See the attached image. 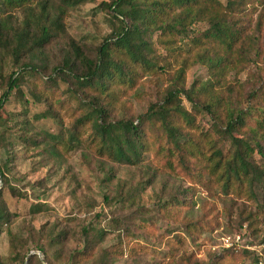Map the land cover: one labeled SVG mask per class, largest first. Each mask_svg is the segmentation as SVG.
Returning <instances> with one entry per match:
<instances>
[{"label":"trees","instance_id":"trees-1","mask_svg":"<svg viewBox=\"0 0 264 264\" xmlns=\"http://www.w3.org/2000/svg\"><path fill=\"white\" fill-rule=\"evenodd\" d=\"M93 1L0 0V127L19 115L23 116L26 134L32 121L49 119L59 126L57 132L48 131L45 136L39 131L23 138L39 150L42 165L82 147L99 157L129 165L142 164L146 154L151 153L158 164L155 171H196L207 175L222 192L235 196L245 193L254 197L257 187L264 214V97L252 91L234 103L231 86L226 82L228 72L242 68L251 51L258 54V40L249 31L254 4L264 5V0L102 1L99 6L119 22L120 28L105 36L92 51L68 32L67 19L72 9ZM260 18L261 14L256 27ZM197 22H206L208 27L194 33L191 27ZM55 41L62 42L63 54L53 72L68 84V90L81 96L78 108H86L67 128L52 105L34 113L30 123L29 103L22 88L25 74H38L40 54ZM5 58L16 67L6 76ZM194 64L206 65L210 78L196 80L189 88L170 86L160 100L149 104L147 111L136 118H112L113 110L146 75L165 73L174 67L173 79L184 85L186 71ZM12 92L21 104L20 111L3 116ZM29 95L36 102L47 100L32 88ZM201 113L212 118L208 130L196 120V114ZM156 128L160 131L156 132ZM5 138L1 131L0 148L5 149L7 159L0 161V180L15 196L18 189L8 182L13 162L11 143ZM113 175L110 170L105 179L110 182ZM129 190L128 199L135 193L131 186ZM117 194L122 197L121 192ZM186 206L184 195H171L159 204L171 215ZM32 210L40 211V206L36 204ZM13 216L0 189V234L6 229L12 260L30 264L35 254L17 248L19 239L9 230ZM258 231L253 229L254 234ZM107 234L103 227L85 228L84 247L75 251L71 260L88 259ZM59 237L60 234L52 237L48 243L49 249L56 248V254L62 242ZM38 250L49 257L47 249ZM243 251L236 264L249 260L251 252ZM109 256L104 253L100 260L106 262ZM0 264L5 263L0 260Z\"/></svg>","mask_w":264,"mask_h":264},{"label":"rangeland","instance_id":"rangeland-1","mask_svg":"<svg viewBox=\"0 0 264 264\" xmlns=\"http://www.w3.org/2000/svg\"><path fill=\"white\" fill-rule=\"evenodd\" d=\"M102 1L107 0L80 4L69 12L67 19L68 32L92 51L105 36L120 28L119 22L99 6ZM254 5L249 33L258 40V54L251 51L242 68H232L228 72L226 82L231 86L234 103L252 91L264 97V5ZM259 14L261 21L256 27ZM207 27L206 22H197L191 29L199 33ZM62 54V42H53L40 54L38 74L26 73L24 76L22 88L29 103L27 117L30 123L34 113L44 111L49 105L61 116L64 128L86 111L85 107L78 108L81 96L68 90V84L53 72L61 62ZM3 61H6L3 69L6 76L16 67L11 66L9 58ZM173 69L143 77L137 88L113 110L112 118H136L147 111L149 104L160 100L170 86L189 88L196 80L204 82L210 78L206 65L194 64L186 71L182 85L173 79ZM31 88L42 92L47 100L34 101L29 95ZM2 91L0 84V95ZM183 103L190 109L185 99ZM20 108L21 104L12 92L1 115L18 113ZM22 118L19 115L0 127L6 141L11 143L13 162L8 182L19 194L11 195L8 184L4 185L2 180L0 189L9 211L14 213L8 227L19 239L17 248L35 254L30 264H48L44 259H51V264H236L244 251L242 248H225L224 236L240 233L244 244L264 238L262 199L257 187L254 197L245 193L235 196L222 192L207 175L196 171H155L158 164L151 153L146 154L142 164L129 165L99 157L82 147L43 166L39 163V150L23 138L39 131L45 136V132H57L59 126L49 119L32 121L26 134L22 129L25 126ZM196 120L204 130L210 129V115L196 114ZM155 131L160 130L156 128ZM6 159L5 149L0 148V161ZM110 170L114 175L109 182L105 176ZM120 186L122 188L118 190ZM130 186L135 193L128 199ZM184 191L187 192L183 194ZM182 194L187 206L177 213L171 215L159 207L171 195L183 197ZM36 204L40 211L32 210ZM90 226L103 227L108 234L88 259L73 262L71 255L83 249L84 229ZM254 228L259 230L255 234ZM58 234L62 242L56 254V248L49 249L48 243ZM39 247L47 249L49 257H44ZM104 253L110 255L106 262L100 260ZM11 255L10 238L5 229L0 234V260L5 264H17Z\"/></svg>","mask_w":264,"mask_h":264},{"label":"built area","instance_id":"built-area-1","mask_svg":"<svg viewBox=\"0 0 264 264\" xmlns=\"http://www.w3.org/2000/svg\"><path fill=\"white\" fill-rule=\"evenodd\" d=\"M222 239L225 248H242L251 252L249 260L240 264H264V240L256 243L244 244V239L240 233L226 235Z\"/></svg>","mask_w":264,"mask_h":264}]
</instances>
